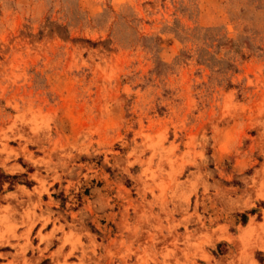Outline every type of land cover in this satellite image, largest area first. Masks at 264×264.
Masks as SVG:
<instances>
[{"label": "rangeland", "instance_id": "rangeland-1", "mask_svg": "<svg viewBox=\"0 0 264 264\" xmlns=\"http://www.w3.org/2000/svg\"><path fill=\"white\" fill-rule=\"evenodd\" d=\"M0 264H264V0H0Z\"/></svg>", "mask_w": 264, "mask_h": 264}]
</instances>
